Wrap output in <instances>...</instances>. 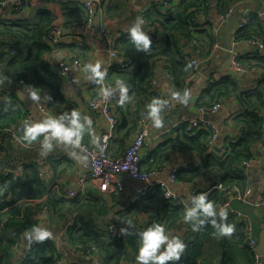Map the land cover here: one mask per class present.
Wrapping results in <instances>:
<instances>
[{
  "label": "trees",
  "instance_id": "obj_1",
  "mask_svg": "<svg viewBox=\"0 0 264 264\" xmlns=\"http://www.w3.org/2000/svg\"><path fill=\"white\" fill-rule=\"evenodd\" d=\"M239 1L228 6L220 2L219 14L237 5ZM209 5L210 0H179L176 10L158 8L154 11V15L147 10V19L151 23L150 30L143 29L151 41L147 47L144 46L143 41L136 42L131 32L127 35L118 34L115 37L114 48L136 59L135 67L138 65V70L135 73L113 68L118 73L132 75L131 88L135 97L142 95L143 97L150 96L152 101L160 100L157 94L159 91L153 89L149 84L154 77L158 61L167 63L165 68L169 69L177 88H183L185 79L193 69L183 44H191L194 38L199 42L202 30L210 28L214 31L212 22L207 29L200 30L203 25L193 21L195 15L200 11H207ZM62 7L66 15L63 21L65 26L75 28L85 24L87 16L83 8V0H69ZM253 20L252 16L251 22L237 31L235 36L237 41L253 38L264 41V21L255 19L253 23ZM58 22L62 21H58L55 13L43 6L36 9L34 17L15 18L11 15H0V50L2 51L0 59L3 63L1 72L4 76L14 79L27 78L39 92L47 95L48 107L52 112L57 111L55 108L58 106L67 104V100L62 92L63 79L54 69L51 58L64 49L74 51L78 56L86 58L89 50L85 39H82L80 44L78 42L75 44L77 40H73L74 43L60 42L53 46L47 36L51 26ZM213 35L212 41L215 43ZM240 61L249 70L257 68L263 74L257 81L256 87L241 92L239 95L241 112L235 120L242 127L243 135L235 142H231L226 153L221 154L211 151V132L209 130L197 129L188 132L185 124L180 125L174 129L175 137L160 143L145 156L142 162L144 170L161 168L165 159L174 150H193L203 155L202 166H191L187 171H181L179 177L186 174L188 177L185 179L190 180L197 176L207 177L210 175L215 177L214 184L223 182L227 186L236 184L243 188L246 187L247 177L241 169L242 163L254 155L253 146L255 144L264 143L261 119L256 113L264 106V55L261 56L258 53L253 57L241 58ZM226 83L236 91V83L231 78H227L226 81L210 83L201 98L203 101L199 102L201 107L218 103L222 91L227 88ZM28 110L30 108L19 98L16 91L6 94L0 102V141L6 130L14 129L25 144L38 145L42 142L44 133H40L35 140L25 138V118ZM124 117L128 119L125 114ZM137 119L139 120V117ZM125 124H128L127 120H125ZM136 126L133 128L135 132ZM19 145L24 148L23 145ZM4 157L6 163L8 162L13 168L22 166L23 172L8 174L0 172V187L6 190V196L0 202V264H11L12 250L16 245L15 240L6 236V231L12 229L20 234L34 231V228L38 226V210L41 206L46 207L50 214L57 216L59 221H64L69 216L79 213V216L74 217L73 226L69 228L70 240L86 246L100 243L105 251L104 255H106L105 264H124L125 257L129 258L131 254L128 245H133L138 253L139 249L135 238L130 237L127 242L111 238L103 239L104 234L96 227L94 220L84 218V215L86 216L91 211L102 210L100 198L91 201L79 195L74 199H63L50 192L49 186L39 177V171L34 162L17 165L18 163L13 164V157L8 156L7 152ZM207 193L208 200L214 201L216 205L217 215L204 216L203 209H197L198 218L188 222L197 225L198 231L192 239H186L185 249L180 258L170 260L167 264H198L200 259H204L207 264H210L209 258L213 256L211 252L221 255V264H234L232 247L238 243L242 244L249 255L254 257L255 252L247 244L243 224L237 223L234 216L221 218L218 215V208L224 202L223 192L215 189ZM46 196L43 204L33 205L35 201ZM142 205L150 216H153L151 224L162 223L170 230L176 224L185 222L183 216L188 208L182 203L167 201L160 188H154L148 193L142 199ZM200 220L205 222L200 223ZM213 220L216 221L215 224L212 223ZM224 224L234 225L233 231L231 233L223 232ZM59 257L55 242L46 237L43 241L33 245L30 255L23 264H51Z\"/></svg>",
  "mask_w": 264,
  "mask_h": 264
},
{
  "label": "crops",
  "instance_id": "obj_2",
  "mask_svg": "<svg viewBox=\"0 0 264 264\" xmlns=\"http://www.w3.org/2000/svg\"><path fill=\"white\" fill-rule=\"evenodd\" d=\"M160 1L162 0H136L134 2H131V0H122L120 2L106 0V6H104V8L95 5L96 15L93 27L77 26L72 28L69 26L72 28V33L66 34V38L63 41L66 43H74V41L77 40L75 44H80L81 40L85 39L89 46L86 58L80 57L74 51H69L68 49L59 51L51 58L53 67L58 72L59 63L62 60L69 62L75 58H82L83 65L75 68L73 78L68 82L63 80L62 92L67 100V104L58 106L55 108L57 111H50L48 114L39 112L34 103L31 106L27 105V107L35 113L36 121L41 120L46 116L67 114L65 119L66 126H71L72 111L74 109L78 110L81 114L80 123L83 125L80 143L73 144L69 141L63 140V143L60 144L57 142V138L60 137L56 136V138L49 141L51 148L46 147V144L40 146L30 144V147L22 148L14 141L8 142L5 148L8 156L11 158L13 157V164L18 163L17 165L34 162L36 158L42 156L49 157L48 162L45 164V171L48 175V180H42L49 186L52 194H57L63 199H74L63 197L58 192L53 191L52 183L60 182L74 185L79 177L88 173L87 157L80 146H95L99 142L102 133L107 128L106 119L99 111L91 109L88 106V101L97 90L100 91L104 86L113 89L111 95L107 98L103 96V100L105 101L111 98L109 102L119 118V126L113 136L110 146V150L114 155H121L126 150L127 146L135 137V129L133 128H135L136 123H138L137 118L139 117L140 119L146 114L145 120L150 134L148 137V143L143 149L144 160L145 156H147L153 148L167 139L175 137L174 129L190 120L200 117L199 109L201 105L199 102L203 101L201 98L207 87L210 83L219 82L221 80L226 81L227 78H231L235 81L236 91L226 83L225 85L227 88L224 89L225 91H222V94L217 101L218 103H221V107L214 113L203 114L202 116L205 120L215 124L218 132V138L214 144L210 146V149L216 153H226L230 143L235 142L243 135L242 127L235 120L236 116L241 112L239 95L241 92L256 87L257 81L263 74L259 69L255 68L249 70L247 66V69L244 72L236 71L234 69L233 58L235 54L239 55L240 59H244L247 56L253 57L258 53L263 56L264 51L260 50L258 45L250 40L237 41L235 38L237 35V31H235L236 27L232 38L234 49L229 51L222 47L221 39L223 34L220 28L226 25L232 17L226 22L219 19V3L223 2V5L228 6L232 3L234 4L237 0H210L209 8L206 9L207 22L200 28V30L207 29L212 22V24H214V31L210 28L208 30H202L199 35L200 40L198 39L199 42L197 44H183L184 51L188 54L189 59L196 60L197 66L194 67L192 65L193 69L187 79H185L182 89H178L174 79L167 75L165 68L167 63L160 61L157 62L154 77H158L161 83V91L157 93L161 102L160 100L152 101L150 96L143 97L140 95L135 97V94H132L134 92L131 88L132 75H130V73L137 72L138 65L137 67L134 66L135 68L132 70H128L130 73L125 74L118 73L117 70L108 67L109 43L107 39L98 32L99 24L103 20L105 21L109 33L113 35L115 43V37L120 30L131 27L134 23L138 22L143 10L147 9L154 15V11L158 10V8L175 9L179 3V0H170L168 4H161ZM31 2V6L26 13L14 11L11 16L15 18L28 16L34 17L36 9L43 6L48 7L53 11L57 16L58 21L63 22L66 18L65 11L61 4H55L51 0L46 2L44 0H31ZM263 11L264 0H249L247 2L240 0L237 2L235 14L238 15V20L245 15H250L251 18L253 16L254 23L255 19H261L264 21ZM212 35L216 40L215 43L212 41ZM216 42H219L220 47L215 46ZM96 60H101V67L108 69L104 81L99 83L97 87L92 85L94 79L90 78V73L84 71V65L87 62L90 61L95 63ZM2 66L3 65H0V88L2 89L3 96L5 97L6 94H9V92L12 91H16L17 93L18 90H22L17 84L16 79L3 75L1 72ZM211 78H213V81L208 83ZM118 79L124 80V82L129 85L128 98L123 99L122 101L120 89L117 85ZM163 97L170 98L172 110L165 118L159 117L161 123L157 124L156 117L151 114V108L149 105L153 103L158 105L160 102V108ZM213 104H216V102L212 103V105ZM260 110L264 112V106ZM124 114L128 119H125ZM89 118L91 119V122H89ZM125 120L128 121L127 125L125 124ZM253 152L254 155L245 160L241 166V169L247 177L246 187L252 186L253 193L248 201H243L232 195L227 197L224 196V201L227 200L228 202L227 216L225 218L234 216L236 222L243 224L245 229L243 218L231 213V210L248 215L253 226V237L259 244L261 234L264 232V143L259 142L255 144L253 146ZM203 162V155L197 151L185 149L174 150L165 159L164 164L161 165L164 168L162 177H167L174 166L186 165L190 168L191 166H202ZM188 169L183 168L182 171H187ZM186 177H188L186 174H182V176L179 177L180 182L175 186V190L181 194L187 202L190 201L194 189L198 188L201 191H205L211 188L214 184L213 181H215V177L210 175L207 177L197 176L190 180L185 179ZM239 187L243 188L241 186ZM1 188L2 187H0V189ZM132 189H135V186H133ZM79 195L82 196V198H88L91 201L96 198L101 199L100 205L102 206V210L91 211L86 216L84 215V218H92L94 220L96 227L104 234L103 239L111 238L114 240L115 238L110 235L109 226L111 224L121 223L125 219L137 220L141 224L147 226L151 225L153 216H150L147 209L143 207L142 200L134 203L132 201L124 200L116 193L104 194L100 191L97 183L91 180L87 182L83 193ZM9 198H11V196H9ZM46 198L47 196L35 201L33 205L43 204ZM84 203H86L85 200ZM42 210H45V212L42 213ZM77 216H79V213L69 216L64 221H59L58 217L50 214L48 209H45L44 206H41L38 210V226L42 230L47 229L51 232V235L48 236V238L52 239L54 242L57 240L60 241L58 244L55 242L60 257L51 264H105L104 259L106 255H104L105 251L100 243L86 246L74 243L70 240L68 235L69 228L73 226L74 217ZM192 225L193 224L190 222H181L176 224L169 231L172 235H179L185 243L187 238L192 239L198 231L197 225L196 227H193ZM13 231L15 230L9 229L6 231V236L16 241V245L12 250L11 264H23L25 260L22 257L26 247L31 244L34 245L36 242L43 241L44 239L37 240L35 231L26 232L25 234H20L16 231L18 235L14 238L11 235ZM130 237L136 239L137 248L139 249L140 241L133 233L127 232L125 238L121 240L127 242ZM34 238L35 240L30 242L31 239ZM94 245L97 246V249L94 252H87L88 247ZM128 250L131 254L129 258L125 257L124 264H138L136 261L137 251L134 249V246L128 245ZM211 254L213 256L209 258L210 264H221V255L217 254V252H211ZM232 254L234 264H254L255 262L256 252L254 257L253 255H249V252H247L240 243L235 244L232 247ZM204 261L205 264H207L206 260Z\"/></svg>",
  "mask_w": 264,
  "mask_h": 264
},
{
  "label": "built area",
  "instance_id": "obj_3",
  "mask_svg": "<svg viewBox=\"0 0 264 264\" xmlns=\"http://www.w3.org/2000/svg\"><path fill=\"white\" fill-rule=\"evenodd\" d=\"M57 4L63 5L69 0H52ZM136 0H131L134 2ZM249 0H243V2H247ZM170 0H162L161 4H168ZM31 0H0V15H11L12 12L18 11L21 13H26L31 6ZM95 5L104 8L106 6V0H83V8L85 14L87 16V20L83 26L89 27L94 25L95 18ZM237 9V5H234L223 13L219 14V19L223 22L228 21L233 14H235ZM251 16L245 15L240 20H238L236 24V30L238 31L244 28L251 22ZM139 21H142L140 24L141 29L147 28L150 30L151 23L147 19V9L143 10L140 15ZM195 23H199L200 25H204L207 22V14L206 11H200L193 18ZM131 27L122 29L118 34L119 35H127L129 34ZM67 26L64 25L63 22L55 23L51 26L48 32V40L53 45L56 46L58 43L63 42L66 38L65 30ZM98 32L107 39L109 43V68H120L123 70L132 69L136 65V59L133 56H127L124 53L117 51L114 48V40L113 35L109 33L108 27L103 20L98 26ZM251 42L258 45L260 50L264 51V41L262 39H250ZM197 39H193L192 43L197 44ZM216 47H220L219 42H216ZM2 51L0 50V54ZM191 63L194 67L197 66L196 60H191ZM0 64L3 65L2 60L0 59ZM234 69L239 72L246 71V66L241 63L239 59V55H234L233 58ZM83 65V62L80 58H75L71 61L62 60L59 63V75L63 78L65 82L70 81L73 78L74 70L77 67ZM167 75L173 79L172 74L169 69L166 68ZM213 78H211L208 83L212 82ZM17 84L27 95L31 96L32 90L38 91V89L25 77H19L16 79ZM99 83L94 80L92 85L97 87ZM150 86L157 90L161 91V83L158 77H153L150 80ZM39 92V91H38ZM32 97V96H31ZM179 97V96H178ZM3 92L0 88V102L3 100ZM33 98V97H32ZM34 99V98H33ZM111 98L107 100H103V94L100 93L99 90L95 92V94L89 99L88 106L95 110L99 111L102 116L106 119L107 128L101 135L99 142L95 146H86L81 145V149L84 151L87 157V165H88V173L78 178L74 185L64 184L60 182L52 183V190L58 192L61 196L66 198H75L79 194L83 193L85 190L86 184L89 180L97 183L99 189L104 194H118L121 198L127 201H132L134 203L141 201L148 193H150L154 188H160L163 194V197L170 202H179L182 203L187 208H192L195 206V201H193L192 197L198 195L200 192H210L212 190L218 189L223 192L224 196L227 197L232 195L237 197L243 201H248L250 196L253 193L252 186H248L246 188H240L238 185H229L227 186L223 182H219L217 184H213L211 188L201 191L198 188L194 189L191 195V199L189 202L184 200L181 194H179L175 190V186L178 185L179 181V173L183 168L188 169L186 165L184 166H174L167 177L163 178L162 173L164 172V168H157L150 171H146L143 168V149L145 145H147V140L150 134L149 128L146 124L145 116L141 117L136 126L135 137L133 141L127 146L126 150L121 155H114L111 150V141L113 136L119 126V118L115 110L113 109L111 103L109 102ZM48 97L47 95L39 92V99H34V104L36 109L43 113L48 114L50 112L48 107ZM221 107V103H216L208 107H200V117L194 120H190L185 123L186 130L188 132H193L197 129L209 130L211 132L210 146L214 144V142L218 138V132L215 124L210 121L205 120L202 116L203 114L214 113ZM172 110V103L169 97H163L161 106L158 111V116L161 118H165L169 112ZM259 118L261 119V131L264 134V112L259 110L256 112ZM28 123L35 122V113L31 110H28L26 113L25 121ZM56 138V136H49L48 142L52 139ZM14 141L18 144L23 145L24 147H30V144H25L21 141V138L17 134L14 129L6 130L4 136L0 141V157L5 162L4 166H0V172H4L5 174L17 172L22 173L23 167L17 166L15 168L12 165L6 163L4 159L6 153V144L10 141ZM45 133L44 139L42 142L36 146H40L45 144ZM35 146V145H34ZM49 157H39L36 158L34 164L38 168V175L43 180H48V175L45 171V164L48 162ZM12 164V163H11ZM135 186V189L132 187ZM264 193V190H263ZM6 196V190L4 188L0 189V202ZM225 205L228 207V202L225 200L218 208V215L221 208ZM46 209V207H44ZM45 210H42L44 213ZM231 213L236 214L239 217H242L245 222V235L248 245L252 250L258 246L257 240L253 237V226L251 219L248 215L238 213L234 210H231ZM220 216V215H219ZM264 216V211H263ZM221 218H225L220 216ZM147 225L141 224L137 220H129L125 219L121 223L111 224L109 226L110 235L118 240L124 239L127 232H131L135 234L139 241L140 238L138 233L145 229ZM127 229L128 231H124ZM12 237H17L18 233L13 231L11 233ZM58 244L60 241H55ZM141 243V242H140ZM33 245L27 246L25 252L23 254V259L29 256L30 251ZM97 249V246H90L87 249V252H94ZM198 264H205L204 260H199ZM254 264H264V256L255 255Z\"/></svg>",
  "mask_w": 264,
  "mask_h": 264
},
{
  "label": "clouds",
  "instance_id": "obj_4",
  "mask_svg": "<svg viewBox=\"0 0 264 264\" xmlns=\"http://www.w3.org/2000/svg\"><path fill=\"white\" fill-rule=\"evenodd\" d=\"M142 21L134 23L131 28L132 37L136 42L143 41L144 46L147 47L151 41L148 35L141 29L140 24ZM102 61L96 60L95 63L87 62L84 65V71L90 73V78L96 80L97 83H102L107 74L108 69L102 68ZM117 85L120 89L121 101L128 98V88L124 80L118 79ZM113 89L104 86L100 89V93L105 98L111 95ZM31 96L38 100L39 92L32 90ZM151 108V114L156 117V123H161L159 116V106L155 103L149 105ZM80 112L74 109L71 113V126L65 125V119L67 114L58 116H46L41 120L28 123L25 121V138L29 140H35L40 133H45L46 147L51 148L50 142H48L49 136H57L65 141H69L73 144H79L82 138L83 125L80 123ZM89 122L91 119L89 118ZM195 201V207L188 208L183 216L185 222L197 219V209H203L204 216H216L217 208L212 200H208V193L200 192L198 195L192 197ZM219 215L222 217L227 216V205L220 209ZM204 220H200V223H204ZM212 223H216L215 220ZM196 227L195 224L192 225ZM234 229L232 224H224L222 231L225 233H231ZM35 236L37 240H43L51 235V232L47 229L42 230L39 226L34 228ZM124 231H128L125 229ZM140 238V247L136 255V261L138 264H167L168 261L179 259L181 253L185 249V243L179 235H172L167 229L165 224L153 223L147 226L145 229L138 233Z\"/></svg>",
  "mask_w": 264,
  "mask_h": 264
},
{
  "label": "water",
  "instance_id": "obj_5",
  "mask_svg": "<svg viewBox=\"0 0 264 264\" xmlns=\"http://www.w3.org/2000/svg\"><path fill=\"white\" fill-rule=\"evenodd\" d=\"M264 14V11H263ZM238 22V15L235 14L232 16V18L230 19V21L222 26L220 28V30L222 31V39H221V45L224 49L232 51L234 49L233 47V42H232V38H233V33H234V29L236 27V24ZM72 33V28H67L65 30V34H71ZM18 96L21 100H23L27 105L31 106L34 103V99L27 95L25 92H23L22 90H18ZM57 142L58 143H63V139L62 138H57ZM148 143V140H147ZM8 163V162H7ZM5 162L3 161V159L0 157V166H4ZM16 166V165H14ZM35 240L31 239L30 242H33ZM255 252L258 255L264 256V232L261 234L260 237V242L258 244V246L255 248Z\"/></svg>",
  "mask_w": 264,
  "mask_h": 264
},
{
  "label": "rangeland",
  "instance_id": "obj_6",
  "mask_svg": "<svg viewBox=\"0 0 264 264\" xmlns=\"http://www.w3.org/2000/svg\"><path fill=\"white\" fill-rule=\"evenodd\" d=\"M52 1V0H51ZM54 2V1H53ZM56 4V2H54Z\"/></svg>",
  "mask_w": 264,
  "mask_h": 264
}]
</instances>
